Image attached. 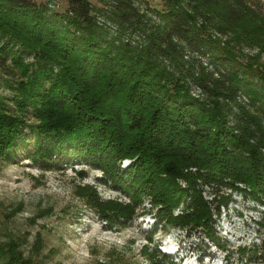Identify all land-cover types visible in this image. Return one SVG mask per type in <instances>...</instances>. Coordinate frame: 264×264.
Wrapping results in <instances>:
<instances>
[{"label": "trees", "instance_id": "trees-1", "mask_svg": "<svg viewBox=\"0 0 264 264\" xmlns=\"http://www.w3.org/2000/svg\"><path fill=\"white\" fill-rule=\"evenodd\" d=\"M103 1L68 0L59 13L0 0V76L12 92H0V164L90 165L128 197L77 186L109 226L130 224L147 200L158 219L149 241L171 225L223 246L215 215L231 192L264 205V2L166 0L153 20L140 0ZM149 245L151 264H176Z\"/></svg>", "mask_w": 264, "mask_h": 264}, {"label": "rangeland", "instance_id": "rangeland-1", "mask_svg": "<svg viewBox=\"0 0 264 264\" xmlns=\"http://www.w3.org/2000/svg\"><path fill=\"white\" fill-rule=\"evenodd\" d=\"M34 1L59 13L69 7L68 0ZM92 3L99 10L107 8L103 0ZM139 3L153 20H159L157 11L167 5L166 0ZM99 16L107 21L106 29L119 34L106 16ZM4 82L0 76V92L10 96ZM193 91L200 93L196 86ZM54 160L50 167L27 158L0 164V264H151L142 250L148 243L151 248L158 245L176 264H264V224L260 222L264 221V205L239 191H221L232 193L229 204L215 215L223 246L209 241L202 231L189 235L171 225H159L149 241L158 219L157 209L147 200L130 224L111 227L79 197L77 186L93 184L105 199L128 197L104 183L99 169ZM129 162L125 159L122 166ZM203 188L211 198L214 189Z\"/></svg>", "mask_w": 264, "mask_h": 264}]
</instances>
